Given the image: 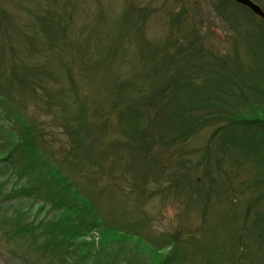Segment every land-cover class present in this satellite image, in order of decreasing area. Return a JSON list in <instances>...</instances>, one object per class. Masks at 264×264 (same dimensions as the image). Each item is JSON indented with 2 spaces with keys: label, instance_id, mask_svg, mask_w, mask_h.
<instances>
[{
  "label": "trees",
  "instance_id": "16d2710c",
  "mask_svg": "<svg viewBox=\"0 0 264 264\" xmlns=\"http://www.w3.org/2000/svg\"><path fill=\"white\" fill-rule=\"evenodd\" d=\"M61 1L42 0L39 10L30 11V18L27 16L21 25L13 22V28L22 34L23 47L20 52L9 48L11 70L3 74L2 87L10 94L17 91L22 97L25 95L26 101L16 100L48 117L66 137L68 148L62 149L64 154L55 165L41 148L42 128L18 114L0 116V233L10 240L29 238L56 258L55 264H139V254L145 255L144 264H182L175 253L177 249L164 257L145 248L139 238L133 239L124 230L139 228L135 226L138 197L132 205L134 214L129 228L123 229L110 224L112 219L107 223L98 216L93 194L89 193L88 199L83 190L73 187L68 173L81 174L90 153L97 164L95 181L107 177L115 189L121 186L119 180L126 181V175L132 173L128 183L133 179V186L140 187L133 176L134 164L147 157H135V146L127 137L132 130L140 140L137 144L145 139L156 147L157 140L148 135L155 134L162 121L178 115L179 119L173 121L178 122L179 131L171 134L170 144H176L182 162L195 169L202 165L207 178L213 167L217 174H224L223 156L239 151L252 158L261 179L239 183L237 195L263 187L264 20L231 0L209 3L214 15L228 24L231 51L223 57L207 43L195 16L186 14L190 2L178 0L180 10L167 19L164 37L153 44L156 47L151 58L145 33L136 48L134 42L127 40L128 34L109 37L104 47V38L96 35L97 25L82 34L88 25H74L77 14L68 13L70 1ZM133 2L137 0H130L121 12L136 8L137 3ZM226 6L243 9L250 20L242 24L231 18ZM23 11L28 12L25 8ZM139 11L149 16L146 10ZM3 15L6 19L13 14ZM147 18H139L143 26ZM0 32L3 33L1 27ZM76 34L81 35L72 42ZM3 40L4 36L0 43L6 48ZM67 49H71L69 56L78 68L74 75L64 69L59 73L54 70L65 65L56 59ZM137 62L142 69L151 66V71L140 70L147 81L145 86L137 79ZM75 77L87 84L96 82L100 87L92 96L90 89L83 86L79 95ZM13 83L18 87H12ZM127 129L121 138L120 131ZM208 129H213L210 142H196L200 133ZM106 139L110 142L106 143ZM212 143H216L213 149ZM94 145L104 147L98 157L92 154ZM106 152L111 153L109 160L118 166L113 173L111 167L105 166ZM209 154L214 157L213 163ZM224 179V190L231 189L233 181L226 174ZM126 197L130 199V193ZM260 199L264 203V192ZM98 229H102L100 240L87 241L86 237Z\"/></svg>",
  "mask_w": 264,
  "mask_h": 264
},
{
  "label": "rangeland",
  "instance_id": "374dc122",
  "mask_svg": "<svg viewBox=\"0 0 264 264\" xmlns=\"http://www.w3.org/2000/svg\"><path fill=\"white\" fill-rule=\"evenodd\" d=\"M69 1L71 11L68 13L77 14L73 24L79 28L84 23L85 26L88 25L82 34L90 32L91 26L97 25L95 26L98 29L96 35L98 39L104 38V47L107 46L106 40L109 37L128 34L127 40L134 42L132 45L136 48L145 33L144 39L147 42L148 56L151 58L154 56L156 47L153 44H157L164 37L167 19L171 14L180 10L178 0H137V2H133L137 3L134 4L138 8L136 12H133L136 8L130 12H121L130 0ZM185 1L191 4L190 7H186V14L191 18L193 15L195 16L199 26H202L201 34L207 43L217 54L227 57L231 51L228 24L223 18L220 19L214 15L209 7V3L217 5L221 1ZM252 1L260 4L262 8L264 7V0ZM62 2L63 0L60 3ZM41 4L42 0H0V14L4 16L3 12L11 10L13 14L5 16L6 19L0 15V27L3 31V33L0 32V39L4 36L3 41L7 48L0 43V116L20 115L33 121L37 128H42L41 148L52 160L51 162L57 165L64 154L63 151L68 148L66 137L49 122L48 117L16 100L23 98L26 101L25 95L22 97L17 91L10 94L2 87L3 74L11 70L9 48L13 47L17 52H20L23 47L22 34L13 28V22L21 25L26 21L27 16L30 18V11L39 10ZM23 8L28 12H24ZM139 10H146L149 16ZM225 10L226 12L228 10V15L231 18L238 19V22L242 24L250 20L247 17V12L241 8L226 6ZM140 17L143 19L148 17L145 26L139 21ZM80 35L76 34L71 41H77ZM77 45L82 44L78 43ZM92 46L90 44L91 49ZM70 50L67 49L57 57L56 60L63 61L65 65L63 67L56 66L54 68L56 73H59L61 69L73 75L76 73L78 68L69 56ZM243 57L246 55L243 54ZM134 66L138 70L139 77L137 79L145 86L147 81L143 79L142 72L151 71V66L147 65L142 69L138 62ZM74 82L78 87L79 95H82L80 89L83 86L90 89L88 93H92V96L100 87L96 82L88 84L81 82L78 77H75ZM12 87L17 88L18 85L13 83ZM248 97L249 100L252 99L250 95ZM177 116L162 121L156 133L148 135L157 140L156 147L151 145V140L149 142L145 139L144 142L137 144V141L140 140L132 130L127 137L135 146L133 155L147 157L145 161L134 164L136 171L133 176L140 187L133 186V179L128 183L127 180L132 178L130 175L132 173L126 175V181L119 180L121 186L115 189L109 184L107 177L95 181L94 173H97L95 166L97 164L91 158L90 153L87 159L89 163H85L82 173L69 171L68 179L72 182L73 187L83 190L88 195V199H90L89 193L93 194L92 200L95 202L98 216L102 220L110 223L112 219L113 223L110 224L119 225L123 229L129 228L130 218L134 214L132 205L138 197L139 208L136 213L137 225L135 226H139V228H135L134 231L133 229L124 230L129 232L133 239L139 238L145 248L157 251L164 257L172 255L177 249L175 253L182 264H264V203L261 199L259 200L260 195L264 192V186L255 189L254 192L251 188L245 195H237L240 191L239 183L248 182L247 184H250L261 179L255 162L244 153L230 151L223 156V171L225 173L217 174L213 167L211 170L209 169V176L204 177L200 168L202 165L197 166L199 169H195L194 165H186L177 152L176 144H170L173 135L178 134L179 131L178 122L173 121ZM127 131L128 129L120 131L121 138L125 137ZM212 131L213 129L202 131L195 139L196 142L199 144L205 140L210 142ZM108 142H110L109 139H106V143ZM215 144L212 143L210 148H215ZM103 151V146L94 145L92 154L98 157ZM48 152L51 153L48 155ZM110 155L111 153H104L105 166L111 167V173H113L115 169H118V166L109 160ZM209 157L212 158L210 162L213 163L214 157L211 154ZM225 174L234 183L229 190H224L227 187L224 183ZM237 178L238 182H236ZM128 193H130V199L126 197ZM257 195L259 196L255 200L256 203H253L252 200ZM92 200L90 201L93 202ZM106 210L109 215L112 214L115 217L109 216ZM110 224L108 225L116 228ZM244 225L246 227L242 231ZM177 234H180L179 238L176 237ZM101 235L102 229H98L97 233L87 236L86 240L94 239L96 243ZM23 251L24 254H22ZM143 256L145 255L137 256L139 261L137 263L144 264ZM55 261L56 258L51 257L45 250L39 249L29 238L10 240L3 232L0 233V264H55Z\"/></svg>",
  "mask_w": 264,
  "mask_h": 264
},
{
  "label": "water",
  "instance_id": "95a60500",
  "mask_svg": "<svg viewBox=\"0 0 264 264\" xmlns=\"http://www.w3.org/2000/svg\"><path fill=\"white\" fill-rule=\"evenodd\" d=\"M235 3L249 9V11L260 17L261 19H264V12L262 11V9L256 5L254 2H252L251 0H233Z\"/></svg>",
  "mask_w": 264,
  "mask_h": 264
}]
</instances>
